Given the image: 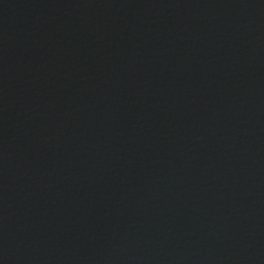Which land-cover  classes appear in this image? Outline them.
<instances>
[{
  "label": "water",
  "instance_id": "1",
  "mask_svg": "<svg viewBox=\"0 0 264 264\" xmlns=\"http://www.w3.org/2000/svg\"><path fill=\"white\" fill-rule=\"evenodd\" d=\"M0 264H264V0H0Z\"/></svg>",
  "mask_w": 264,
  "mask_h": 264
}]
</instances>
